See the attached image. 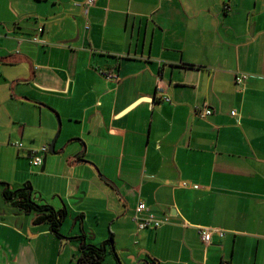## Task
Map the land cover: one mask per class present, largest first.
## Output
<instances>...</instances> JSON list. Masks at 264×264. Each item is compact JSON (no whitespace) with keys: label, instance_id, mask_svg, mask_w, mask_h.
I'll use <instances>...</instances> for the list:
<instances>
[{"label":"crops","instance_id":"0c3cea01","mask_svg":"<svg viewBox=\"0 0 264 264\" xmlns=\"http://www.w3.org/2000/svg\"><path fill=\"white\" fill-rule=\"evenodd\" d=\"M83 1L0 0V183L31 190L57 135L31 200L66 212L57 236L0 206V264H79L77 237L105 264H264V2L96 0L85 32ZM138 203L168 222L137 231Z\"/></svg>","mask_w":264,"mask_h":264},{"label":"built area","instance_id":"2783aa9c","mask_svg":"<svg viewBox=\"0 0 264 264\" xmlns=\"http://www.w3.org/2000/svg\"><path fill=\"white\" fill-rule=\"evenodd\" d=\"M264 2V0H261ZM96 0H84L80 6L83 9V16L85 19V26H84V31L87 32L90 28L89 21H88V12L91 7L94 6ZM42 32V27H38L36 30V33L34 34L33 37V42L38 41V37L40 33ZM101 75L104 77L106 81H114L118 82L119 77L115 73H108V72H101ZM248 80L247 75H239L235 77L236 84L238 86H241L242 83ZM165 101L169 102L168 98L164 99ZM194 111H197L196 113L202 115L203 117H208L211 115V110L207 107L199 108L195 107ZM231 115L236 117L237 112L234 110L231 112ZM17 147L21 148L22 144L21 143H16L15 144ZM48 153V147L47 146H41L35 150H30L28 153V158H29V163L32 167H41L43 157ZM184 187H187L188 185L183 184ZM133 221L135 222L137 226V231L141 230H155L163 225H165L168 222V219L160 220L156 219L152 214L148 213V208L144 203H138V205L135 208V215L133 218ZM198 235L201 239V241L205 245H209L212 242V234L214 232H217L216 229H210L206 227H198L197 228ZM220 236L222 234L220 233Z\"/></svg>","mask_w":264,"mask_h":264},{"label":"trees","instance_id":"16d2710c","mask_svg":"<svg viewBox=\"0 0 264 264\" xmlns=\"http://www.w3.org/2000/svg\"><path fill=\"white\" fill-rule=\"evenodd\" d=\"M159 99V98H158ZM161 100L165 98H160ZM234 117V116H233ZM2 185H5L2 183ZM29 184H26L24 188L19 189L17 191L11 192L8 189L4 190V197L10 204L18 209L23 211L34 210L39 214L36 218V222H45L49 224L50 230L57 236H60L59 230L61 227L62 222L66 218L65 210H58L55 211L50 206L47 205H38L35 204L31 200L32 193L29 192ZM210 229H214L211 227H206ZM220 232V231H218ZM217 232V233H218ZM222 236L219 235L220 238L223 237V233L221 232ZM213 235V234H212ZM82 238V237H81ZM102 248V247H101ZM97 248L95 246H91L88 244H84L81 247L82 256L79 258V264H102L104 253H102V249Z\"/></svg>","mask_w":264,"mask_h":264},{"label":"rangeland","instance_id":"374dc122","mask_svg":"<svg viewBox=\"0 0 264 264\" xmlns=\"http://www.w3.org/2000/svg\"><path fill=\"white\" fill-rule=\"evenodd\" d=\"M35 149H37V147L34 148V149H31V150H35ZM5 152L7 153V155L9 153H12V151L11 150H8V149ZM47 155H50V154L48 153ZM23 164H24V168L22 170L24 171V174L32 175V176L29 177V180L28 179L26 180V181H29L30 184H31V190L33 192L32 197H34V201L35 202L41 203L42 202V201L40 202V199L42 198L41 195L44 196V194L40 190H43L44 187H47L48 188L53 183V180L51 178L45 179L43 176L37 175V174H40L41 173L40 172V167H38L37 169H35L36 167H33L32 168L30 166L31 167L30 168L28 166V164H27V161H25ZM3 165H5L4 164V156L1 155V157H0V166H3ZM24 174L17 176V178H23V177L27 178V176L24 175ZM9 177L11 179H14V176L12 177V175H9ZM0 206H7V205L4 204L3 198L1 196V194H0ZM0 209H1V207H0ZM70 223L72 224L73 222H70ZM69 228H71V227H69ZM63 234H70V233H63ZM62 237L67 238V235H63ZM83 237H84V235H83ZM99 245L103 248V245L104 244L103 243H100ZM114 252L116 253L117 256H115ZM114 252H112L111 247L108 245L107 246V249H106L105 258L107 257V260L109 262H111L112 264H118V261H120V258L118 256V253L115 250H114ZM78 260H79V258L77 259V262H78ZM68 264H71V262L68 263Z\"/></svg>","mask_w":264,"mask_h":264},{"label":"water","instance_id":"95a60500","mask_svg":"<svg viewBox=\"0 0 264 264\" xmlns=\"http://www.w3.org/2000/svg\"><path fill=\"white\" fill-rule=\"evenodd\" d=\"M56 136H57V135H56ZM56 136L54 137L53 141L47 146V147H48V153H50V154H52V155H56V152L54 151V143H55V138H56ZM46 156H47V155H45V156L43 157L42 165H41V167H40V171H41V172L44 171L45 162H46ZM104 179H105V178H104ZM0 187H1V188L4 187V189L0 190V194H1L2 198H3V202H4L5 205H9L10 202L7 201V200L5 199V197H4V190L7 189V185H6V184H5V185H2V183H0ZM29 192H31V190H30ZM78 238L82 241L81 245H84V244H85V241L83 240L84 238L77 237V239H78ZM103 246H104V245H103ZM112 251L114 252V249H112ZM118 263H119V262H118ZM119 264H120V263H119Z\"/></svg>","mask_w":264,"mask_h":264},{"label":"flooded vegetation","instance_id":"af4514ba","mask_svg":"<svg viewBox=\"0 0 264 264\" xmlns=\"http://www.w3.org/2000/svg\"><path fill=\"white\" fill-rule=\"evenodd\" d=\"M102 264H105V262H102Z\"/></svg>","mask_w":264,"mask_h":264}]
</instances>
